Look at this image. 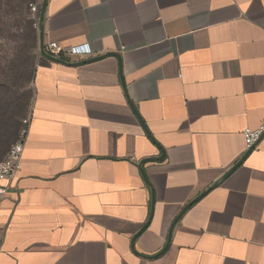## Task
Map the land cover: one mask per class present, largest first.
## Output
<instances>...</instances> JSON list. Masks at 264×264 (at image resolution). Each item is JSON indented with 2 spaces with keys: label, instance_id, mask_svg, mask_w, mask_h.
Here are the masks:
<instances>
[{
  "label": "crops",
  "instance_id": "1",
  "mask_svg": "<svg viewBox=\"0 0 264 264\" xmlns=\"http://www.w3.org/2000/svg\"><path fill=\"white\" fill-rule=\"evenodd\" d=\"M42 1L0 264H264V0Z\"/></svg>",
  "mask_w": 264,
  "mask_h": 264
},
{
  "label": "rangeland",
  "instance_id": "2",
  "mask_svg": "<svg viewBox=\"0 0 264 264\" xmlns=\"http://www.w3.org/2000/svg\"><path fill=\"white\" fill-rule=\"evenodd\" d=\"M35 2H37V0H0V58L5 59V62H1L0 65V70L2 72L8 66L10 62L9 60L13 59V54L17 44L27 42L29 27H33L35 29L34 24L31 25L29 22L32 21V19L30 17L31 14L28 7L30 3ZM31 62L32 61L30 60V63ZM2 81L3 79L0 77V82ZM25 84L26 83H22V86L15 92V100L20 102L19 107L16 105L14 106V104L9 107L8 103L5 104L6 101L0 95V126H2L3 123H7L10 119V113L14 114V116H18L20 114L22 117L23 115L26 116L32 92L30 85L27 86ZM14 120L17 119L14 118ZM13 142L14 141H11L8 144L6 150H8L9 146Z\"/></svg>",
  "mask_w": 264,
  "mask_h": 264
},
{
  "label": "built area",
  "instance_id": "3",
  "mask_svg": "<svg viewBox=\"0 0 264 264\" xmlns=\"http://www.w3.org/2000/svg\"><path fill=\"white\" fill-rule=\"evenodd\" d=\"M31 19L34 21V27L37 28L39 6L36 3L29 4ZM44 51L54 56L76 55L87 56L89 48L86 45L63 48L56 42L49 43L43 47ZM30 119L28 117L21 120L16 140L9 146L5 157L0 161V202L6 196L10 189V181L20 170L22 164L23 147L27 140ZM264 135V120L254 129L245 128L242 132L245 151L253 148L255 144Z\"/></svg>",
  "mask_w": 264,
  "mask_h": 264
},
{
  "label": "trees",
  "instance_id": "4",
  "mask_svg": "<svg viewBox=\"0 0 264 264\" xmlns=\"http://www.w3.org/2000/svg\"><path fill=\"white\" fill-rule=\"evenodd\" d=\"M31 25L34 24L33 20L29 21ZM27 42H22L21 44H17L15 47V53L13 54V59L9 62L7 68V72L12 75L13 81L11 85L13 88H19L22 86V83L29 82L33 75V70H31V66L33 68V60L35 57L34 51L36 49L37 37H36V29L33 27H29V33H27ZM21 41V40H20ZM30 60L32 61L30 63ZM30 66V68H29ZM24 79V80H23ZM23 80V81H22ZM22 82V83H21ZM13 104L17 107L20 106V102L15 100V94H13ZM16 116L12 115L9 119L10 126L6 129L4 135H2V139H0V153L4 154L7 150L6 147L11 141H15L17 138V133L19 131V124L16 122Z\"/></svg>",
  "mask_w": 264,
  "mask_h": 264
},
{
  "label": "water",
  "instance_id": "5",
  "mask_svg": "<svg viewBox=\"0 0 264 264\" xmlns=\"http://www.w3.org/2000/svg\"><path fill=\"white\" fill-rule=\"evenodd\" d=\"M46 3H47V0H43L42 1V6H41V10H40V15H39V34H38V39H39V52L42 56H44L45 58L51 60V61H54V62H58V63H62V64H66V65H71V66H77V65H81V64H84V63H89V61H81V62H75V63H67L63 60H60V59H56V58H53L51 56H49L47 53H45L44 49H43V16H44V12H45V7H46ZM198 198H195L194 200H192L191 202H189L186 206H184L185 208L183 209V211H185L188 206H191L195 201H197Z\"/></svg>",
  "mask_w": 264,
  "mask_h": 264
}]
</instances>
